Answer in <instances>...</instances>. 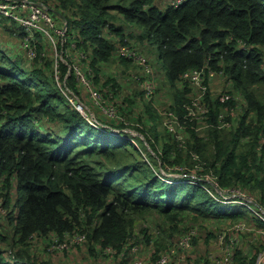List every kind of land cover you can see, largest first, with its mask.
Masks as SVG:
<instances>
[{
  "label": "trees",
  "instance_id": "trees-1",
  "mask_svg": "<svg viewBox=\"0 0 264 264\" xmlns=\"http://www.w3.org/2000/svg\"><path fill=\"white\" fill-rule=\"evenodd\" d=\"M39 1L64 19L60 26L68 24L60 52L79 48L88 54L94 84L101 63L130 45L125 40L130 36L156 45L168 79L183 86L168 107L181 120L191 101L183 75L206 63L224 72L228 91L243 96L245 111L231 128L220 127V110L237 101L222 102L208 93L209 114L188 122L184 146L169 127L152 126L138 127L148 143L137 138L136 144L123 122L114 130L98 111L105 119L96 118L95 125L91 111L71 101L82 100L84 85L70 68V55L64 52L68 62L58 56L56 78L48 70L53 61L42 55L44 46L37 45L34 63L45 59L38 67L0 47V207L14 227L11 236L0 221V264H53L29 243L65 231L85 233L93 251L100 244L120 252L149 215L163 221L156 232L155 225L144 228L156 254L170 249L171 237L189 217L196 223L205 217L252 219L264 226L263 218L236 201L243 196L233 190L257 194L252 205L264 207V0H187L180 6L166 0ZM18 26L24 38V27ZM113 34L122 40L114 41ZM15 46L26 53L21 41ZM111 81L103 85L113 89ZM144 237L140 233L137 241L142 244ZM255 259L239 253L235 264Z\"/></svg>",
  "mask_w": 264,
  "mask_h": 264
},
{
  "label": "rangeland",
  "instance_id": "rangeland-1",
  "mask_svg": "<svg viewBox=\"0 0 264 264\" xmlns=\"http://www.w3.org/2000/svg\"><path fill=\"white\" fill-rule=\"evenodd\" d=\"M34 1L38 3L40 2L39 0ZM56 20L59 26L61 23L65 22L64 19L60 17H56ZM10 21L13 20L8 18L0 19L1 49L10 53L12 58H16V56L20 57V59L27 64L37 65V67L39 64L44 65V58L34 63V60L26 53L19 52V50H21L20 48L18 50L16 49L17 46L14 47V43L17 44L22 39V32L20 31L21 29L18 26L20 24L18 22L16 24ZM120 22L121 21H118V23ZM130 30H135L137 33L139 31H137L136 28H130ZM130 30H127V32H130ZM113 35L112 39L114 41L119 42L122 40L121 37L116 36L115 34ZM66 40L67 35L63 38L55 33L53 40L48 35L40 33L38 37L36 34V45L39 47L40 45L44 46V52H42V55H46V57L49 56V59L53 61L52 68L50 67L48 70L50 73L54 71L56 78L60 77V71L57 70L58 56L65 61H67L65 53H69L73 61L76 56H79V48H65V50L63 49L60 52L59 44L63 41L62 46H64ZM125 40L129 41L130 45L122 46L136 48L137 50L142 51L146 58L148 56L147 59L151 62H149V64H152L153 69L151 79L155 82L157 89L156 99L155 97L151 99L144 94L142 99L139 98L142 96L140 89L135 84L128 81L127 77L134 71H141L143 68L133 61L129 62L127 60V64L125 62H121L122 60L120 61L116 53L115 55H117V57L115 56L116 58L112 62L108 64L101 63L102 68L100 70L101 74L99 75L100 80L94 85L97 88H101L103 92L106 89V92L104 93L107 94L106 96L109 101L116 104L119 107L121 114L127 118L128 123L123 122L126 125L125 130L132 132V134L136 137L134 138V136H132L135 143H138L137 138L144 139V141L148 143L146 135L141 132L138 127L152 126L159 127L164 130V128L167 127L163 122V120H167V118H165L164 111L174 102L178 89L183 88V86H180L177 82H171L168 79L164 60L158 56V47L156 45H153L148 41L142 42L136 38H131L130 36H128ZM118 44L120 45V43ZM153 54H155L156 60L159 62L164 71L157 67ZM87 58L88 57L83 60L85 70H89L91 67L89 65L90 61H86ZM69 64L70 67L73 66V62ZM163 72H165V74H163ZM91 73L95 76L92 71ZM217 74L218 75L206 77V81L209 86L216 91L217 85L220 83L221 89H228L226 87L228 77L223 78L222 74ZM124 77L125 86H122V83L119 82V80H122ZM145 77L150 78V75L145 74ZM108 78L113 80L111 82L115 84L113 89L110 87L107 88L103 85ZM109 85L112 84L109 83ZM189 87L190 91L188 97L191 98L196 93V90L191 86ZM234 93L240 94L238 92ZM81 98L86 103L82 100L81 101L85 104L89 111L94 113L96 118H106L104 122H106L107 125L115 126L114 130L119 131L118 126L121 125L122 121L110 119L105 116L104 118L102 115H99L100 113L94 106L87 90H82ZM79 99L80 98L77 100ZM150 110L153 111V116L151 115ZM97 112L99 114H97ZM199 130H201V128ZM178 168L181 171L185 169V167L182 168V166ZM172 173L175 175L183 174L176 171ZM192 175H197L195 170ZM207 176L212 178L211 174H207ZM242 194L244 195L242 198L243 200L236 201L241 203H244L242 201H249V203H251V210L264 219V207L259 209L252 205V202L257 200V194L251 191H245L242 192ZM229 200L231 201L234 199ZM7 216L6 210L3 207H0V221L6 229L10 230L12 236L14 227L11 223H9ZM187 219L188 220H184L183 222L184 228L181 232L176 233L173 237H171L173 244H171L170 250L173 248L175 251L173 254H170L169 264H235V258L238 257L239 253H243L249 258H256V261L252 264H264V254L262 257V253L264 252V226L260 225L257 221L252 219H242L235 222H226L225 220L217 217H205L202 222L196 223L192 222L193 220L190 217ZM162 223L163 221L161 220L160 222L157 216L149 215L145 220H140L136 226L138 230L137 234L141 233L143 237L145 236V242H143L142 247H140V253L148 264H157V260L162 258L161 256L163 254H156L154 246L146 241V230L144 231V228L149 225H155L156 227H152L151 229L155 228L156 232V228H158L157 226ZM189 232H192L189 243L187 246H182L180 241ZM149 233L152 234L151 232ZM43 237L45 236L32 239L29 243V247L32 249V252L37 254L41 259L50 260L53 264H127L128 262L131 264L136 256L135 253H133L130 257H122L116 253H107L105 248L100 244H95L93 251L87 241L80 245H74L63 249L62 251L60 249L52 250L50 249L51 237H46L45 239H43ZM152 260H156V262H153ZM160 264H163V262ZM247 264L250 263L248 262Z\"/></svg>",
  "mask_w": 264,
  "mask_h": 264
},
{
  "label": "built area",
  "instance_id": "built-area-1",
  "mask_svg": "<svg viewBox=\"0 0 264 264\" xmlns=\"http://www.w3.org/2000/svg\"><path fill=\"white\" fill-rule=\"evenodd\" d=\"M187 0H169L167 5L180 6ZM0 18H8L18 22L25 29L26 36L22 38L21 45L25 48L26 54L34 59L38 56V48L36 45V34L39 31L44 35H48L54 40V34L65 38L67 35V29L65 25L59 26L55 16L44 6L42 3H38L34 0H0ZM61 27V28H60ZM79 56L73 61V66L78 74V78L84 85V89L90 94L94 106L97 108L102 115L110 119L119 120L128 123V120L120 112L119 107L110 102L107 96L101 88H97L89 74L91 73V68L85 70L83 65V60L88 57V54L80 50ZM116 54L119 57L130 59L131 61L139 64L143 69L141 71H134L131 74V79L137 83L140 89L144 91V94L153 98L156 94L155 84L150 78H146L145 74H149L152 71L151 65L148 59L143 54L142 51L136 48H131L129 46H120L116 49ZM70 54L67 53V56ZM73 60V59H72ZM72 68V67H70ZM222 74L223 78L227 76L221 70H215L210 64H205L202 68L191 69L187 71L182 78V82H187L189 86L195 88L196 93L191 97V101H186L185 107L187 109L184 115V120H181L179 114L172 110L171 108L165 109L164 115L167 120H164V124L171 129L177 135V138L182 146L186 144L185 134L189 126V121L197 118L203 120L209 114V106L206 103V95L210 93L213 98H219L222 102H227L230 99H235L236 104L228 107H224L219 112V126L224 128H230L238 122L240 116L245 111V104L243 101V96L234 92L228 91V89H221L217 85V90L214 91L213 88L209 86L206 81L207 76H215ZM230 83V82H229ZM73 103L76 104L77 108L85 111V104L82 101H77L75 98H70ZM86 112V111H85ZM87 113V112H86ZM89 119L97 125L95 122L96 116L91 112V117ZM189 122V123H188ZM183 168V167H182ZM236 194L242 195L243 190L240 188H233ZM248 207L251 208L249 201H242ZM192 232H189L181 241L182 246H187L190 240ZM51 246L50 249L56 250L72 247L74 245H80L87 241V236L85 233L79 231H65L62 235L59 233H52ZM131 245L133 253L136 254L134 260L131 264H148V262L140 255V245L135 239L127 242L125 244L126 249ZM105 251L107 253H116V249L112 246H106ZM175 250H167L161 252L162 258L157 260V264L163 262V264H169L170 254H173ZM264 252L262 253L263 257ZM144 260V261H143ZM156 262V260H152ZM178 264V263H176Z\"/></svg>",
  "mask_w": 264,
  "mask_h": 264
},
{
  "label": "crops",
  "instance_id": "crops-1",
  "mask_svg": "<svg viewBox=\"0 0 264 264\" xmlns=\"http://www.w3.org/2000/svg\"><path fill=\"white\" fill-rule=\"evenodd\" d=\"M169 0H166V1H164L165 3L166 2H168ZM16 49H18V48H16ZM152 51H153V49H152ZM116 56V55H115ZM153 56H154V59H155V63L157 64V67L159 68V69H162L163 71H164V69L163 68H161V65L159 64V62L156 60V56H155V54H153ZM117 57V56H116ZM147 58H148V56H147ZM115 59V58H114ZM113 59V60H114ZM113 60H111V61H109V62H103V63H105V64H108V63H110V62H112ZM120 61H121V59H120ZM124 61H127L126 59L124 60V59H122V61L121 62H124ZM129 61V60H128ZM153 61V60H152ZM130 62V61H129ZM148 62H150L149 61V59H148ZM120 63V62H119ZM126 64H127V62H125ZM151 63V62H150ZM151 65V68H152V64H150ZM152 73H153V69H152V71H151V73H149L148 75H150V79H151V75H152ZM132 74V73H131ZM131 74L127 77V80L128 81H130L131 83H133V84H135L138 88H139V86L137 85V83L136 82H134L132 79H131ZM163 74H165V72H163ZM109 79V78H108ZM126 80V81H127ZM152 81H153V79H151ZM113 81V80H112ZM119 82H121L122 83V86H125V77L122 79V80H119ZM153 83L155 84V82L153 81ZM219 86H220V83L218 84ZM155 88H156V84H155ZM140 89V88H139ZM156 91H157V89H156ZM140 92H141V94H142V96H140L139 98L140 99H142L143 98V94H144V91L142 90V89H140ZM156 96H157V94H155V99H156ZM137 232H138V230H137ZM140 236V234H137V237H135L134 239L135 240H137V238ZM41 237V236H40ZM46 237H50V235H48V236H45V237H43V239H45ZM37 238H39V237H37ZM137 243H139V245H140V247H142V244L140 243V242H138V241H136ZM103 247V246H102ZM105 248V247H104ZM133 249L131 248V245H129L128 246V248L126 249V246L124 245L123 246V249L120 251V252H118L117 251V249H116V254L117 255H121L122 257H130L132 254H133ZM140 255H142L141 253H140ZM127 264H129V262L127 263Z\"/></svg>",
  "mask_w": 264,
  "mask_h": 264
},
{
  "label": "water",
  "instance_id": "water-1",
  "mask_svg": "<svg viewBox=\"0 0 264 264\" xmlns=\"http://www.w3.org/2000/svg\"><path fill=\"white\" fill-rule=\"evenodd\" d=\"M65 27L68 28V24H67V23H65ZM82 111H83V110H82ZM83 112H85V111H83Z\"/></svg>",
  "mask_w": 264,
  "mask_h": 264
}]
</instances>
